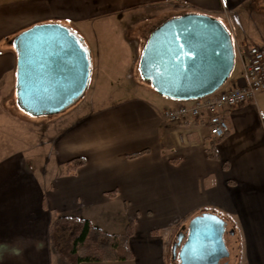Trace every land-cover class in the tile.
Masks as SVG:
<instances>
[{
    "label": "crops",
    "instance_id": "1",
    "mask_svg": "<svg viewBox=\"0 0 264 264\" xmlns=\"http://www.w3.org/2000/svg\"><path fill=\"white\" fill-rule=\"evenodd\" d=\"M263 2L0 0V124L28 121V133L41 136L25 148H11L0 125V264H55L49 225L59 215L86 218L108 233H122L133 222L132 259L81 264H167L172 229L202 210L215 212L239 236L230 264H264V91L225 112L229 130L213 144L216 157L211 158L206 117L168 121L163 112L178 101L150 92L141 77L133 79L144 43L132 36L137 19L155 10L166 18L185 12L224 16L237 40L260 41ZM43 22L70 26L86 45L116 33L125 38V49L111 57L95 55L89 96L35 132V117L18 112L12 39ZM124 77L134 81L130 86L144 88H127ZM238 78L239 67L230 81ZM124 86L125 96L109 93ZM73 157L84 163L66 174L64 163ZM17 172L21 179L15 186Z\"/></svg>",
    "mask_w": 264,
    "mask_h": 264
},
{
    "label": "water",
    "instance_id": "2",
    "mask_svg": "<svg viewBox=\"0 0 264 264\" xmlns=\"http://www.w3.org/2000/svg\"><path fill=\"white\" fill-rule=\"evenodd\" d=\"M12 44L16 103L24 113L59 114L84 96L92 73L90 49L69 26L36 23L17 33ZM234 61L227 27L211 15L185 12L164 19L150 31L138 71L157 94L188 101L219 89L230 77ZM224 232L219 216L195 215L172 242L171 257L178 260L174 264H228Z\"/></svg>",
    "mask_w": 264,
    "mask_h": 264
},
{
    "label": "trees",
    "instance_id": "3",
    "mask_svg": "<svg viewBox=\"0 0 264 264\" xmlns=\"http://www.w3.org/2000/svg\"><path fill=\"white\" fill-rule=\"evenodd\" d=\"M219 139L220 138L215 140L211 139L206 147L207 155L211 158L216 157L213 144ZM143 152H145V150L133 153L130 156ZM83 163L84 160L82 157L70 158L64 163V172L66 174L73 173ZM107 194L113 196L115 190L109 191ZM201 213H210L218 216L215 212L208 210H202L195 215ZM195 215L183 218L174 226L172 229V239H174V236L180 230L181 225L189 221ZM221 220L225 225L226 232L227 226L222 218ZM230 230L233 231L234 229ZM132 234L133 222L131 221L127 223L124 232L108 233L100 227L93 225L86 218L59 215L54 216L49 225V246L51 253L55 257V264H81V262L86 261L127 260L133 258L129 248V238ZM174 262L175 261L172 260V264H174Z\"/></svg>",
    "mask_w": 264,
    "mask_h": 264
},
{
    "label": "built area",
    "instance_id": "4",
    "mask_svg": "<svg viewBox=\"0 0 264 264\" xmlns=\"http://www.w3.org/2000/svg\"><path fill=\"white\" fill-rule=\"evenodd\" d=\"M234 38L235 63L238 60L240 78L207 96L179 101L174 108L164 110V118L173 123L206 117L210 138L223 137L229 130L225 112L252 100L256 93L264 91V45L237 41ZM237 57V59H236Z\"/></svg>",
    "mask_w": 264,
    "mask_h": 264
},
{
    "label": "rangeland",
    "instance_id": "5",
    "mask_svg": "<svg viewBox=\"0 0 264 264\" xmlns=\"http://www.w3.org/2000/svg\"><path fill=\"white\" fill-rule=\"evenodd\" d=\"M264 3V2H263ZM258 17V14H254V18H257L256 16ZM258 18H261L262 19V32H261V35H262V41H256V40H252V41H249V42H244L243 44L244 45H247L248 43H258V44H263L264 45V16H259ZM164 19H166V16H162L160 15V12H156L155 10L154 11H151V12H146L145 14H143L142 18L139 17L138 20V23H137V28H138V31H136L135 29V33H133V37L135 38V40L140 43H144L147 36L149 35L150 31L157 25L159 24L161 21H163ZM217 19H219L225 26H227V19L224 17V16H221V17H218ZM70 27V26H69ZM72 27V26H71ZM227 28L230 29V27L227 26ZM260 28V29H261ZM251 30V33L252 35L254 36H258L257 34V30L255 27H252L250 28ZM132 31H134V29H132ZM250 33V34H251ZM119 35V34H118ZM233 37L235 38L236 40V43H238L237 41V38L238 36L235 35L234 36V33L232 34ZM121 37V35H119ZM237 36V37H236ZM132 37V38H133ZM89 44H87V47L90 49V53H91V57H92V63L94 61V56L95 55H101V57H105L109 54V56L111 57L113 55V51L115 50H118L120 47L121 49H125V38L122 36L121 39L117 36L116 33L114 34H110V35H107V36H103V37H100L97 44H95V42L93 41V39H90L89 40ZM116 42V43H115ZM237 59V57H236ZM104 61V60H102ZM138 62V58H137V61ZM238 72V60H236V65L235 67L233 68L231 74L232 75H235L236 73ZM139 72L138 70H136L135 72V75H134V78H140L139 76ZM231 75V76H232ZM95 76V75H94ZM131 79V80H133ZM230 80H232L230 78ZM123 82L125 84V86L127 88H130V89H136V88H144L143 86L141 85H135L134 87L130 86L132 85V83L134 81H128L125 79V77L123 78ZM228 82V80H227ZM227 82L225 83V85L227 84ZM125 86L123 88H118L116 90H109V93H112L113 96H116V98H119L120 96H125ZM153 92H155V90L152 88V89H148ZM90 87H88V89L86 90V92L84 93V98H87L90 94ZM92 92H95V94H103L102 91H100V89L97 87V89L95 90L94 87L92 89ZM82 97V98H83ZM80 100V99H79ZM78 100V101H79ZM9 104L11 103L12 105V109L14 108V101L12 99L11 102H8ZM75 104V103H74ZM18 112L21 113V114H25L22 110H20V108L18 107ZM27 116H29L27 114ZM57 114H54V115H49V116H43V117H35V122H37V127L34 128V131L37 132V131H40L42 130L47 124L51 123L53 121L56 120L57 118ZM28 118V117H26ZM16 123H14V120L12 122H6V121H3L0 125L1 126H4V129H7V130H3L4 131V135L5 136H8L9 135V138L11 139L7 145L8 147H23L25 148L26 145H28L32 140H33V137L41 139V136L37 133H35V135H31V133H28V129L29 128V125L31 126V124L28 123V121L25 122V125L23 124V120H19L18 122V126L15 125ZM7 131V132H6ZM8 133V135H7ZM44 157L43 155L40 157L42 158ZM53 167V166H52ZM51 167L49 166V169ZM38 169L41 171L43 170V166H39ZM51 170V169H50ZM44 175V174H43ZM13 178V181H14V185L16 186L18 184V181L21 179V177L19 176L18 172L12 177ZM20 187H25V186H22V185H19ZM20 191V190H19ZM19 191H17L16 188H14L13 190V193L15 192V194H17L18 196L20 195ZM16 195H14L13 197H18ZM187 223H184V225H186ZM230 229L227 228V231L224 233L223 235V239H224V242H225V245L229 251V261H228V264H230V255H232V253L235 252L236 250V244H238V239H239V236L236 234H230ZM234 231V230H233ZM178 234V232H177ZM176 234V235H177ZM174 239H175V236H174ZM173 239V240H174ZM171 245L172 243L170 244L169 246V249H168V252L166 253V261H167V264H172V259H171ZM177 262V260H176Z\"/></svg>",
    "mask_w": 264,
    "mask_h": 264
}]
</instances>
